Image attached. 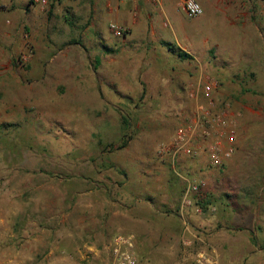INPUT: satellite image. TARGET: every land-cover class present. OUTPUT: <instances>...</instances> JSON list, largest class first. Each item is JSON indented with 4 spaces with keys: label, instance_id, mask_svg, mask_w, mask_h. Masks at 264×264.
<instances>
[{
    "label": "rangeland",
    "instance_id": "rangeland-1",
    "mask_svg": "<svg viewBox=\"0 0 264 264\" xmlns=\"http://www.w3.org/2000/svg\"><path fill=\"white\" fill-rule=\"evenodd\" d=\"M45 3L46 28L31 41H54L49 52L29 62L28 46L10 54L0 42V264H108L113 238L142 231L138 219L180 213L186 248L157 252L143 237L141 262L264 264V0L193 18L170 6L154 22L167 41L138 52L112 35L111 17L94 46L65 0ZM202 108L233 124L219 168L203 151L212 137H197L192 156L164 150Z\"/></svg>",
    "mask_w": 264,
    "mask_h": 264
},
{
    "label": "crops",
    "instance_id": "crops-1",
    "mask_svg": "<svg viewBox=\"0 0 264 264\" xmlns=\"http://www.w3.org/2000/svg\"><path fill=\"white\" fill-rule=\"evenodd\" d=\"M46 1L48 0H0V42L3 44L7 43L10 54H13L17 50L15 48L19 45L21 48L28 46L29 50L26 57H30V62L34 55H45L49 52L47 47L53 44L54 41H41V38L40 41H31V39L35 40L36 34L46 28L47 23L44 15ZM65 1L64 6L66 11L70 12L76 20L82 21L83 25L81 26V30L85 31L82 34V38L85 41L94 46L102 41L104 42L100 23L102 18L109 16L118 26H122L127 30L124 35L115 37L119 39L117 40L120 41L119 44L124 45L126 42L132 43L133 49L131 51L134 52L143 51L144 41H167L160 31V27L154 24L156 15L165 16V10L173 5L174 8H179L183 13L181 8L183 0H86V2L83 0L77 4L71 3L70 0ZM195 1L200 5L202 12H206L207 14L222 13L223 15H229L232 11L238 13L240 8L238 4L231 3V0ZM19 30L27 31L24 34L25 36L23 35L25 38L24 41H19L16 37V33ZM189 33L182 29L180 35L188 38L190 36ZM172 35L174 37L176 35L174 30H172ZM20 38L23 40L22 37ZM30 47H32V53L30 52ZM195 172L199 173L200 171ZM180 216L181 213L176 216L178 220L161 215H151L148 219H138V222L143 228L142 231L138 229L129 231L131 233L130 235L134 238L136 253L140 251V245H144V241L142 242L140 240L143 237L146 238V245L152 247V249L156 248L157 252L173 253L177 248L180 251L184 250L186 244H189L185 237V234L188 235L189 230L185 228L180 231L179 228L185 224L186 220L183 218L185 220L180 222ZM176 222L178 225H176ZM188 223L189 221L187 219ZM121 224L125 225V223ZM122 229H125V227L119 225L118 230ZM103 231V223L98 222L94 232L99 234ZM190 236L198 240V237L194 234ZM171 239H177V241ZM180 239L182 243H179ZM171 241H173L175 246L172 245ZM76 245V247L80 246V244ZM81 247H85L86 249L93 248L87 244ZM144 249H146L145 246Z\"/></svg>",
    "mask_w": 264,
    "mask_h": 264
},
{
    "label": "built area",
    "instance_id": "built-area-1",
    "mask_svg": "<svg viewBox=\"0 0 264 264\" xmlns=\"http://www.w3.org/2000/svg\"><path fill=\"white\" fill-rule=\"evenodd\" d=\"M181 8L188 18L199 16L202 13L200 5L195 0H183ZM109 30L114 37H120L127 32L126 28L114 24L109 25ZM213 88L212 83L205 82L201 85L199 91L205 99L210 100ZM197 92L198 90L191 92L189 96L192 97ZM225 112L222 111L212 115L208 109H199L191 122L175 130L172 142L164 150L170 149L172 159L178 154L192 156L199 152V146L195 144L197 137L202 139L212 137L213 141L203 151L206 152L209 165L219 168L223 161L232 154L234 143L233 124L227 120L228 117ZM199 185L200 183L187 185L183 200L184 204L189 205L187 195L197 190ZM109 250L110 260L108 264H147L138 259L134 248V238L130 234L116 235Z\"/></svg>",
    "mask_w": 264,
    "mask_h": 264
},
{
    "label": "trees",
    "instance_id": "trees-1",
    "mask_svg": "<svg viewBox=\"0 0 264 264\" xmlns=\"http://www.w3.org/2000/svg\"><path fill=\"white\" fill-rule=\"evenodd\" d=\"M162 45L167 46V43H162ZM177 56H179L181 59L188 58L187 55L185 53H182V52H178Z\"/></svg>",
    "mask_w": 264,
    "mask_h": 264
}]
</instances>
